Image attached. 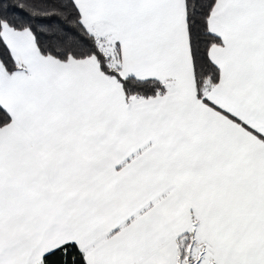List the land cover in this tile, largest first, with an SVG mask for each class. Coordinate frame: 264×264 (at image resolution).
Here are the masks:
<instances>
[{"label": "snow or ice", "instance_id": "obj_1", "mask_svg": "<svg viewBox=\"0 0 264 264\" xmlns=\"http://www.w3.org/2000/svg\"><path fill=\"white\" fill-rule=\"evenodd\" d=\"M0 264H264V0H0Z\"/></svg>", "mask_w": 264, "mask_h": 264}]
</instances>
